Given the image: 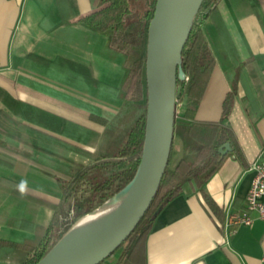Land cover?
<instances>
[{
  "label": "crops",
  "instance_id": "obj_1",
  "mask_svg": "<svg viewBox=\"0 0 264 264\" xmlns=\"http://www.w3.org/2000/svg\"><path fill=\"white\" fill-rule=\"evenodd\" d=\"M93 10L92 0H0V264L41 249L65 213L66 181L124 144L139 116L128 56L84 22ZM210 20L216 64L196 116L218 120L235 86L228 122L242 157L230 153L206 182L213 206L189 182L159 211L147 264H264V220H229L264 151V0H221Z\"/></svg>",
  "mask_w": 264,
  "mask_h": 264
},
{
  "label": "trees",
  "instance_id": "obj_2",
  "mask_svg": "<svg viewBox=\"0 0 264 264\" xmlns=\"http://www.w3.org/2000/svg\"><path fill=\"white\" fill-rule=\"evenodd\" d=\"M221 0H203L183 49V68L187 79H178L182 92L178 103L183 110L176 113L175 134L182 140V153L172 165L174 141L164 176L147 211L125 241L113 252L119 251L117 264H147L146 242L156 211L180 194L185 184L192 182L212 206L205 185L230 153L242 157L236 134L228 122L237 88L234 86L223 101L218 120L199 119L196 116L212 71L216 64L210 15ZM94 10L83 16L86 24L109 34L110 44L129 56L126 95L139 107V116L131 125L122 145H111L102 157L81 165L66 181L65 198L72 195L81 182H90L89 192L74 199L69 213L55 217L46 233L44 245L24 264H36L63 236L81 215L93 210L107 198L119 192L135 176L144 142L148 88L146 78V48L148 26L156 0H92ZM229 142L231 150L222 154L220 147ZM76 194V193H75Z\"/></svg>",
  "mask_w": 264,
  "mask_h": 264
},
{
  "label": "water",
  "instance_id": "obj_3",
  "mask_svg": "<svg viewBox=\"0 0 264 264\" xmlns=\"http://www.w3.org/2000/svg\"><path fill=\"white\" fill-rule=\"evenodd\" d=\"M202 3L203 0H156L146 48L148 103L145 136L137 172L120 190L128 189L125 201L96 235L73 249L65 250L63 247L79 220L115 194L81 215L36 264H98L126 240L147 211L169 162L177 101L182 92L178 79L187 78L183 68V49ZM230 150L229 142L220 147L222 154ZM160 210L161 207L155 214Z\"/></svg>",
  "mask_w": 264,
  "mask_h": 264
},
{
  "label": "bare ground",
  "instance_id": "obj_4",
  "mask_svg": "<svg viewBox=\"0 0 264 264\" xmlns=\"http://www.w3.org/2000/svg\"><path fill=\"white\" fill-rule=\"evenodd\" d=\"M127 195L128 189H123L94 211L83 216L74 226L63 249H73L96 235L121 207Z\"/></svg>",
  "mask_w": 264,
  "mask_h": 264
},
{
  "label": "built area",
  "instance_id": "obj_5",
  "mask_svg": "<svg viewBox=\"0 0 264 264\" xmlns=\"http://www.w3.org/2000/svg\"><path fill=\"white\" fill-rule=\"evenodd\" d=\"M261 154V158L254 160L251 165L254 176L246 197L244 211L229 216V220L233 224L253 223L255 219L253 212H257L258 217L264 220V151Z\"/></svg>",
  "mask_w": 264,
  "mask_h": 264
},
{
  "label": "rangeland",
  "instance_id": "obj_6",
  "mask_svg": "<svg viewBox=\"0 0 264 264\" xmlns=\"http://www.w3.org/2000/svg\"><path fill=\"white\" fill-rule=\"evenodd\" d=\"M132 62H133V55L130 54L128 56V65H131ZM187 78H188V76H187ZM183 106H184L183 102L178 103L177 104V112L182 111L183 110ZM181 153H182V140H181V138L176 137L175 138V141H174V150H173V156H172V165L177 161V159H178V157L180 156ZM89 187H90V182H88V180H85L84 182H81L79 184V186L75 190H73V192H75L76 194L73 193L66 200V204H65V206H66L65 207V213H66V215H67V213H69L70 206L73 204L74 199L76 197H79L83 193H85V195H87V193L89 192L88 190H90ZM115 254H119V251H117Z\"/></svg>",
  "mask_w": 264,
  "mask_h": 264
}]
</instances>
